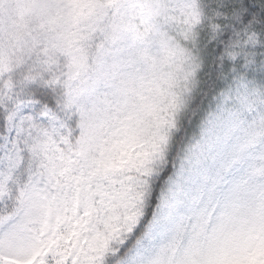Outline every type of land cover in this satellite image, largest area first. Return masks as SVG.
Returning a JSON list of instances; mask_svg holds the SVG:
<instances>
[{"label": "snow or ice", "instance_id": "6c2138e0", "mask_svg": "<svg viewBox=\"0 0 264 264\" xmlns=\"http://www.w3.org/2000/svg\"><path fill=\"white\" fill-rule=\"evenodd\" d=\"M0 264H264V0H0Z\"/></svg>", "mask_w": 264, "mask_h": 264}]
</instances>
